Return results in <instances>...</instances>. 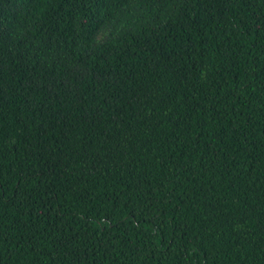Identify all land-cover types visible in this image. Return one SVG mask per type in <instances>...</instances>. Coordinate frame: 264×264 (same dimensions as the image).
<instances>
[{
  "label": "trees",
  "instance_id": "16d2710c",
  "mask_svg": "<svg viewBox=\"0 0 264 264\" xmlns=\"http://www.w3.org/2000/svg\"><path fill=\"white\" fill-rule=\"evenodd\" d=\"M0 264H264V0H0Z\"/></svg>",
  "mask_w": 264,
  "mask_h": 264
}]
</instances>
